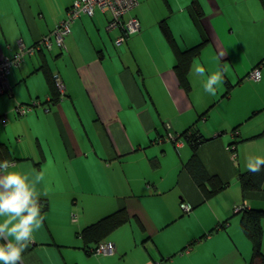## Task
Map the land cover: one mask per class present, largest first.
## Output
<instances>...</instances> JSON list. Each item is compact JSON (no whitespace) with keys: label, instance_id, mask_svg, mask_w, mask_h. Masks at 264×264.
<instances>
[{"label":"crops","instance_id":"crops-1","mask_svg":"<svg viewBox=\"0 0 264 264\" xmlns=\"http://www.w3.org/2000/svg\"><path fill=\"white\" fill-rule=\"evenodd\" d=\"M75 1L0 0V58L50 36ZM137 1L129 15L140 31L123 45L107 32V14L82 16L62 49L51 39V50L39 47L9 72V91L0 94L1 159L12 170L42 173L37 187L47 205L21 264L253 260L235 209L264 210V185L245 192L239 181L250 160L264 158V75L247 77L264 74V0ZM203 41L182 85L177 54ZM218 69L224 83L210 95L203 86ZM50 75L66 86L63 101H53ZM34 101L33 112L16 114ZM191 127L205 139L199 163L224 186L211 197L184 169L192 151L178 137ZM123 210L128 221L105 240L113 256L85 252L81 231Z\"/></svg>","mask_w":264,"mask_h":264},{"label":"trees","instance_id":"trees-1","mask_svg":"<svg viewBox=\"0 0 264 264\" xmlns=\"http://www.w3.org/2000/svg\"><path fill=\"white\" fill-rule=\"evenodd\" d=\"M196 18H199L200 13L199 11L194 13ZM162 32L170 41L169 32L163 26L161 27ZM205 41L201 42L200 45L188 49V51L181 52L177 54L178 60L176 65V71L178 74V78L183 85L185 81V75L188 71V66L193 57L198 56L200 50L205 46ZM48 83L52 90V97L53 101L56 103L59 99L55 85L53 84V76L51 75L48 77ZM184 131L180 134V137L185 140L192 151V155L190 159L184 163V169L187 171L189 175H191L193 182L204 190L205 197H211L217 194L219 191L224 188L218 178L212 177L208 175L199 163L197 158V149L204 143L205 139L203 140L200 134L192 129ZM237 144V140L233 142V145ZM7 153L6 147L0 146V160L4 158ZM2 158V159H1ZM240 185L243 191L245 192H260L263 190V182H264V165L261 166V170L259 172H251L248 171L245 174H241L239 176ZM43 207L42 212L47 208L45 201L41 199ZM242 210L241 212V227L243 233L246 234L250 243L252 245L253 253L252 257L253 260L250 264H256L255 261H258L257 264H264V256L262 254V226L261 223L264 220V210L261 209H249L246 207H240ZM129 219L128 214L123 211H119L115 214H112L109 217L103 218L99 220V222L88 225L85 227L80 233V239L83 242L84 251L88 254H91V250L96 249L100 243L106 242V237L112 233L113 230L117 229L123 223L127 222ZM94 245V246H91Z\"/></svg>","mask_w":264,"mask_h":264},{"label":"clouds","instance_id":"clouds-1","mask_svg":"<svg viewBox=\"0 0 264 264\" xmlns=\"http://www.w3.org/2000/svg\"><path fill=\"white\" fill-rule=\"evenodd\" d=\"M196 72L204 74V69L198 67ZM262 75L256 72L257 78ZM223 83V73L218 69L208 74L203 88L211 95ZM9 165V160H0V264H21L24 250L43 221L42 193L37 185L44 177L38 172L12 170ZM262 165L264 158L257 157L247 167L259 172Z\"/></svg>","mask_w":264,"mask_h":264},{"label":"built area","instance_id":"built-area-1","mask_svg":"<svg viewBox=\"0 0 264 264\" xmlns=\"http://www.w3.org/2000/svg\"><path fill=\"white\" fill-rule=\"evenodd\" d=\"M138 6L137 0H77L75 1L67 10L65 18L60 21L53 33L50 36L42 38L35 46L32 48H25L21 43L19 44L18 53L10 57L0 58V94H4L9 91L7 85V77L12 68L20 67L22 61L27 56H32L36 49L39 47H45L48 50H51L53 43L51 39H54V45L58 49L64 47V39L71 31V24L74 23L82 16L88 18L93 17L96 13L107 14L109 19L107 21L106 30L107 32L116 33V39L114 41L115 46H121L127 42L128 38L138 35L140 31V22L133 16L129 14ZM258 70H252L247 75L248 80L259 81L261 78H257L256 72ZM53 84L55 85L58 97L60 101H63L66 97V86L63 84L61 78L53 76ZM39 102L34 101L32 104H22L17 105L15 108L16 114L20 117L28 113L33 112L35 107L39 106ZM0 121L4 123L6 118H0ZM167 140L178 143V140H175L170 135ZM236 212H241V208L238 207L235 209ZM182 211L188 213L189 207L185 204L182 206ZM73 222L76 221V216L72 215ZM115 248L113 244L103 242L94 249L91 250V254L95 256H113L115 253ZM161 264V263H155Z\"/></svg>","mask_w":264,"mask_h":264},{"label":"rangeland","instance_id":"rangeland-1","mask_svg":"<svg viewBox=\"0 0 264 264\" xmlns=\"http://www.w3.org/2000/svg\"><path fill=\"white\" fill-rule=\"evenodd\" d=\"M109 16V15H108Z\"/></svg>","mask_w":264,"mask_h":264}]
</instances>
